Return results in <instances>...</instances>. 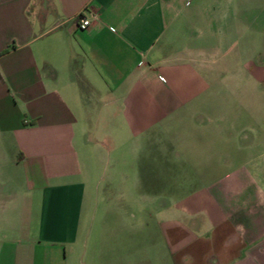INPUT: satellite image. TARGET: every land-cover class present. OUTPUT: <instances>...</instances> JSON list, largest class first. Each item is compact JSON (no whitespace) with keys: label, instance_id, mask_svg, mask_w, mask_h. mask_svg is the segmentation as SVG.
<instances>
[{"label":"crops","instance_id":"crops-1","mask_svg":"<svg viewBox=\"0 0 264 264\" xmlns=\"http://www.w3.org/2000/svg\"><path fill=\"white\" fill-rule=\"evenodd\" d=\"M0 264H264V3L0 0Z\"/></svg>","mask_w":264,"mask_h":264},{"label":"built area","instance_id":"built-area-1","mask_svg":"<svg viewBox=\"0 0 264 264\" xmlns=\"http://www.w3.org/2000/svg\"><path fill=\"white\" fill-rule=\"evenodd\" d=\"M76 26L78 30H85L89 26V21L81 18L77 21Z\"/></svg>","mask_w":264,"mask_h":264},{"label":"rangeland","instance_id":"rangeland-1","mask_svg":"<svg viewBox=\"0 0 264 264\" xmlns=\"http://www.w3.org/2000/svg\"><path fill=\"white\" fill-rule=\"evenodd\" d=\"M258 3H259V5H261L262 3H264V1L263 0H258Z\"/></svg>","mask_w":264,"mask_h":264}]
</instances>
